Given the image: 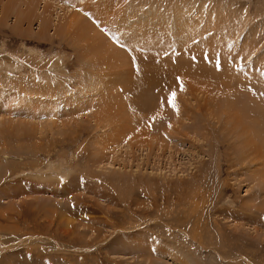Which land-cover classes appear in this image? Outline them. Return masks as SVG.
<instances>
[{
    "label": "rangeland",
    "instance_id": "rangeland-1",
    "mask_svg": "<svg viewBox=\"0 0 264 264\" xmlns=\"http://www.w3.org/2000/svg\"><path fill=\"white\" fill-rule=\"evenodd\" d=\"M257 119L264 0H2L0 264H264Z\"/></svg>",
    "mask_w": 264,
    "mask_h": 264
},
{
    "label": "bare ground",
    "instance_id": "bare-ground-1",
    "mask_svg": "<svg viewBox=\"0 0 264 264\" xmlns=\"http://www.w3.org/2000/svg\"><path fill=\"white\" fill-rule=\"evenodd\" d=\"M2 0H0V2H1ZM6 5V4H5ZM2 6H4V4L2 5ZM10 7L11 6H7V7H5V8H3L4 9V12L7 14V13H9V10L8 9H10ZM1 11H3V10H1ZM5 14V15H6ZM37 19H39L40 20V23H39V26H40V28H41V30L42 31H47V28L49 27V24H50V22H49V17L47 16V15H45V14H39L38 15V17H37ZM41 33V32H40ZM98 52V51H97ZM97 59V58H96ZM179 66H183L184 68H182L181 69V71L180 72H183V73H185V74H192V73H198L199 72V70L197 69V67H192V66H185L184 64H181V63H176L175 65H174V67H173V69H178L179 68ZM205 66V65H204ZM207 67V66H206ZM202 68V67H201ZM203 69V68H202ZM208 69H210V68H208ZM207 69H205V71H206ZM182 73V74H183ZM209 74H211V73H209ZM137 79V82L135 81V85H134V96H136L137 95V100H143L144 99V95L143 94H141L140 92L143 90V89H145L146 88V86L147 87H149L152 83H151V80L150 79H147V78H145V75H144V73H141L140 75H138V77L136 78ZM241 116V115H240ZM260 121H259V119H257V121L256 120H254V122L252 123V124H249V126H250V128L252 129V130H254L257 134H259L260 136H262V138H264V123H260ZM258 127H260V132H259V130H257L256 128H258ZM248 135V134H247ZM264 140V139H263ZM250 141V143H252L253 144V146L255 145V147H257L258 146V144L256 143V141L255 142H253V140H251V139H249L248 141H247V143Z\"/></svg>",
    "mask_w": 264,
    "mask_h": 264
},
{
    "label": "snow or ice",
    "instance_id": "snow-or-ice-1",
    "mask_svg": "<svg viewBox=\"0 0 264 264\" xmlns=\"http://www.w3.org/2000/svg\"><path fill=\"white\" fill-rule=\"evenodd\" d=\"M173 95V98L175 97V93L172 94Z\"/></svg>",
    "mask_w": 264,
    "mask_h": 264
}]
</instances>
